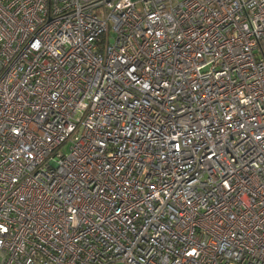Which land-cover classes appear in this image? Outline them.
Instances as JSON below:
<instances>
[{
  "label": "built area",
  "instance_id": "1",
  "mask_svg": "<svg viewBox=\"0 0 264 264\" xmlns=\"http://www.w3.org/2000/svg\"><path fill=\"white\" fill-rule=\"evenodd\" d=\"M0 264H264V0H0Z\"/></svg>",
  "mask_w": 264,
  "mask_h": 264
}]
</instances>
